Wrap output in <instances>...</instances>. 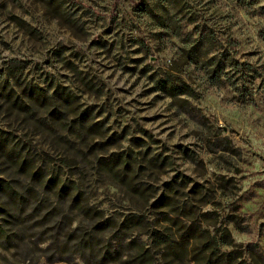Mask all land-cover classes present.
I'll return each mask as SVG.
<instances>
[{
    "label": "clouds",
    "instance_id": "obj_1",
    "mask_svg": "<svg viewBox=\"0 0 264 264\" xmlns=\"http://www.w3.org/2000/svg\"><path fill=\"white\" fill-rule=\"evenodd\" d=\"M0 264H264V0H0Z\"/></svg>",
    "mask_w": 264,
    "mask_h": 264
}]
</instances>
